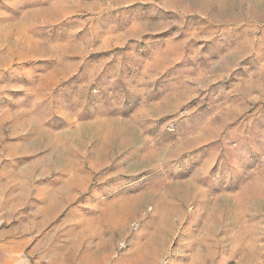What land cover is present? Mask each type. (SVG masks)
Instances as JSON below:
<instances>
[{
    "label": "rangeland",
    "instance_id": "rangeland-1",
    "mask_svg": "<svg viewBox=\"0 0 264 264\" xmlns=\"http://www.w3.org/2000/svg\"><path fill=\"white\" fill-rule=\"evenodd\" d=\"M0 264H264V0H0Z\"/></svg>",
    "mask_w": 264,
    "mask_h": 264
}]
</instances>
